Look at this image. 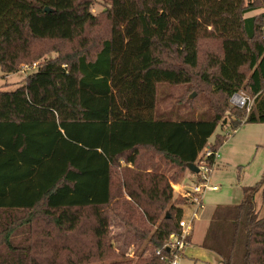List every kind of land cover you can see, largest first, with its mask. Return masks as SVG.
<instances>
[{
	"label": "trees",
	"instance_id": "obj_1",
	"mask_svg": "<svg viewBox=\"0 0 264 264\" xmlns=\"http://www.w3.org/2000/svg\"><path fill=\"white\" fill-rule=\"evenodd\" d=\"M100 2L0 0L2 76L41 61L0 90V264H129L114 259L143 248L137 264H169L192 199L172 184L221 146L207 143L225 114L231 129L264 124V11L247 16L264 0ZM206 39L219 46L200 65ZM176 86L207 92L209 111L156 113ZM237 92L254 98L249 112L229 104ZM262 208L264 172L216 207L201 242L216 264H264Z\"/></svg>",
	"mask_w": 264,
	"mask_h": 264
},
{
	"label": "rangeland",
	"instance_id": "obj_2",
	"mask_svg": "<svg viewBox=\"0 0 264 264\" xmlns=\"http://www.w3.org/2000/svg\"><path fill=\"white\" fill-rule=\"evenodd\" d=\"M97 1L100 2V0ZM100 3H96L92 7V13H99L103 10V3ZM263 11V9H260L247 16L259 15ZM218 46V42L213 39L201 41L199 48V64H203L207 54L215 53ZM40 47L44 48L42 45ZM58 47L63 48L66 47V45L58 44L56 49ZM46 49L48 48L43 49V51H46ZM56 55V53H49L48 51V54L42 59L48 57L54 58ZM40 62L41 61H36L27 64L23 68L24 72L19 71L6 77L2 76L0 73V90L11 91L16 88L18 84L26 78L27 73L31 72ZM164 91L165 92L160 93V98L156 105L155 111L158 114L174 110L182 115L191 116L209 111L210 95L201 89H195L194 86H176ZM192 94H194V97L189 99V96ZM227 115L228 114H225L223 116L225 124L218 126L213 135L208 139L207 144L213 145L216 135H221L225 138L216 151L217 156L214 168L207 175L206 181L201 184L202 186H216L217 190L210 191L205 189L201 192V201L199 203L202 205L203 209L199 211V219L197 221L194 220L193 239L195 241L204 234L203 232H205L204 230L206 226H208L209 220L216 207L238 204L242 198V189L244 187L253 186L259 181L264 172V124L246 123L241 124L236 129H231L229 126H226L230 120L229 117L225 119ZM156 161L161 166V169L168 171V175L175 169L174 166L165 165L163 160L156 159ZM188 174L190 178L191 173L186 171L183 177L179 179L178 183L172 184V189L174 190V196L176 198L186 196L185 187H191L192 189V186L198 182V180H195L191 186L187 185L189 181L184 180V177ZM181 183L187 186L180 188ZM260 196L261 194L258 192L254 197V202L257 206H259L260 203ZM191 208L192 212L187 211L185 214L187 219L190 214L195 212L196 206H192ZM259 214L261 216L264 215V208H262ZM110 231H117L113 223L110 226ZM194 240L192 245H188L184 248L183 255L181 254L177 259L178 264H214L215 255L202 248L200 243H195ZM143 245L147 246V241L143 242ZM143 249H140L137 255H135L133 251H129L125 253L121 259L116 258L114 260L126 261L129 264H137L139 258H145L147 255V252ZM109 263L110 261L105 262V264Z\"/></svg>",
	"mask_w": 264,
	"mask_h": 264
},
{
	"label": "built area",
	"instance_id": "obj_3",
	"mask_svg": "<svg viewBox=\"0 0 264 264\" xmlns=\"http://www.w3.org/2000/svg\"><path fill=\"white\" fill-rule=\"evenodd\" d=\"M264 39V34H263ZM254 98L246 95L243 92H238L236 94H233L230 97L229 104L232 107L238 108V109H245L246 112H249L252 105H253ZM214 157V160L216 161V152L212 153V151L205 147L204 149V156L201 161H199L198 164H195L197 168L199 169L198 174L199 180L196 184L192 186L191 189V206H196L195 212L192 213L191 219L184 220L181 218L179 221V227L181 228V234L179 236H173L171 235L169 237V241L167 244V248L169 252L171 253V261L169 264H178L177 259L181 256L183 253L184 248L188 245L186 242V237L188 236V232L191 228L192 219L196 217V211L199 209L200 201H201V192L205 189H208L210 191H216V186H202L201 184L204 183L207 179V175L210 173V171L213 169V166L208 165V163L205 161L207 157L212 156ZM159 252H157L158 254Z\"/></svg>",
	"mask_w": 264,
	"mask_h": 264
},
{
	"label": "crops",
	"instance_id": "obj_4",
	"mask_svg": "<svg viewBox=\"0 0 264 264\" xmlns=\"http://www.w3.org/2000/svg\"><path fill=\"white\" fill-rule=\"evenodd\" d=\"M184 180H188L189 182H188V184L187 185H192L193 183H194V181H195V177L193 176V175H190V178H189V174L186 176V177H184ZM183 180V181H184ZM183 181H182V183H183ZM181 183V185H180V188H184V186H187V185H183ZM185 190H186V194L188 193V192H190L191 191V187H185ZM193 206V205H192ZM190 204H188V205H185V206H183L182 207V219H184V220H189V219H191V216H192V214H190V216H189V218L187 219L185 216V214H186V212L188 211V212H192V207ZM201 209H203L202 208V205H200L199 206V209L196 211V217L195 218H193L192 219V223H191V228H190V230H189V232H188V235L190 236V242H189V244L188 245H192L193 244V229H194V220L195 221H197L198 219H199V217H198V214H199V211L201 210ZM198 217V218H197ZM210 221V220H209ZM209 224V223H208ZM203 227V226H202ZM207 227L208 226H206V228H205V230L204 231H206V229H207ZM204 234H205V232H203ZM204 234H202V237L201 238H199L197 241H195V243H200V245H201V242H202V240H203V237H204ZM187 245V246H188ZM182 255H183V253H182ZM217 263V258H216V256H215V263L214 264H216Z\"/></svg>",
	"mask_w": 264,
	"mask_h": 264
},
{
	"label": "water",
	"instance_id": "obj_5",
	"mask_svg": "<svg viewBox=\"0 0 264 264\" xmlns=\"http://www.w3.org/2000/svg\"><path fill=\"white\" fill-rule=\"evenodd\" d=\"M44 12H50V10L48 8L44 9ZM194 97V94L189 96V99H192ZM187 170L193 174H198L199 169L197 168V166L195 164H188L187 165Z\"/></svg>",
	"mask_w": 264,
	"mask_h": 264
},
{
	"label": "bare ground",
	"instance_id": "obj_6",
	"mask_svg": "<svg viewBox=\"0 0 264 264\" xmlns=\"http://www.w3.org/2000/svg\"><path fill=\"white\" fill-rule=\"evenodd\" d=\"M238 93V92H237ZM236 94V93H235ZM216 162V161H215ZM169 251V250H168Z\"/></svg>",
	"mask_w": 264,
	"mask_h": 264
}]
</instances>
